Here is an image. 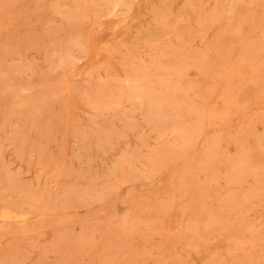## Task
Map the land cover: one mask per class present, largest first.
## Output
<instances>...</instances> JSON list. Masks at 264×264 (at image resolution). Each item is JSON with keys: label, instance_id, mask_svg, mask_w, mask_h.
I'll list each match as a JSON object with an SVG mask.
<instances>
[{"label": "rangeland", "instance_id": "rangeland-1", "mask_svg": "<svg viewBox=\"0 0 264 264\" xmlns=\"http://www.w3.org/2000/svg\"><path fill=\"white\" fill-rule=\"evenodd\" d=\"M0 264H264V0H0Z\"/></svg>", "mask_w": 264, "mask_h": 264}]
</instances>
